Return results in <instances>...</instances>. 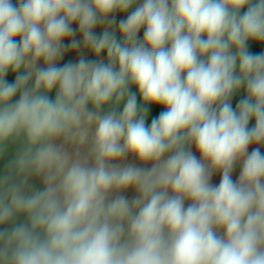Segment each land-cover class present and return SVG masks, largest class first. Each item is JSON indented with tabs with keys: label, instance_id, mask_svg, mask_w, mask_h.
I'll return each instance as SVG.
<instances>
[{
	"label": "clouds",
	"instance_id": "9594fccd",
	"mask_svg": "<svg viewBox=\"0 0 264 264\" xmlns=\"http://www.w3.org/2000/svg\"><path fill=\"white\" fill-rule=\"evenodd\" d=\"M250 42L264 0H0V264H264Z\"/></svg>",
	"mask_w": 264,
	"mask_h": 264
},
{
	"label": "crops",
	"instance_id": "0c3cea01",
	"mask_svg": "<svg viewBox=\"0 0 264 264\" xmlns=\"http://www.w3.org/2000/svg\"><path fill=\"white\" fill-rule=\"evenodd\" d=\"M140 2H142V0H137V3H140ZM115 18H116L117 25H118V23H119V21H120L121 19H126V15H125V14H121V13H116V14H115ZM74 27H76V26L74 25ZM142 31H143V30H141V32H142ZM96 32H97V34H100L101 29H100V28H97V29H96ZM117 36H120V35H119V32H117ZM77 38L79 39V35H77ZM140 38H142V36H141ZM68 42H69V41H67V40L65 41V43H68ZM249 51L252 52L253 54H258V53H260L261 51H264V48H261V47L255 45V44H252V43L250 42V44H249ZM69 53H70V55H71L72 62H76V61H78L81 55H83L86 59H90V58L92 57L91 54H89L87 51H83V50L76 51V52H69ZM60 63H61V62H60ZM133 90H135V89H133ZM244 95H245V92H244L243 89H241L240 92H238V93L235 95V97H236L237 99H240V98H242ZM52 96H53V98H54V93L52 94ZM232 103H233V107H235L237 101L233 99ZM162 110H163V109L160 108V107H156V106H152V107H150V114H149V120H148V123L150 124L151 119H152V118H156V117L159 115V112L162 111ZM254 123H255L254 120H253V121H250L249 127H250V128L253 127V126H254ZM262 146H263V145H262ZM262 146H260V147H262ZM254 147H256V145H251L250 148H249V151H251ZM194 151H195V150H194ZM197 155H198V153H197ZM125 162H126V163H138V162L135 161V159L132 158V157H128L127 160H126ZM239 171H240V165L238 164V165L236 166L235 171L233 172V179H234V180L238 178ZM219 179H220V174H214V176H213V178H212V183H213V184H218V183H219ZM35 184H36L37 187H42V184H41V182H39V181H35ZM124 195H125L127 198H129V199L131 200L132 198H134V196H135V192H134V190H131V189H130V190H128L127 192H125Z\"/></svg>",
	"mask_w": 264,
	"mask_h": 264
},
{
	"label": "trees",
	"instance_id": "16d2710c",
	"mask_svg": "<svg viewBox=\"0 0 264 264\" xmlns=\"http://www.w3.org/2000/svg\"><path fill=\"white\" fill-rule=\"evenodd\" d=\"M17 2H18V0H13L14 4L17 3ZM141 36H143V31L139 33V37H141ZM117 38L119 39L120 36H117ZM70 61L72 62V58H71L70 53L68 52V53L65 54L64 59L61 61V65L63 63H67V62H70ZM6 79H8L9 82H13L14 81V76L10 74L9 77H7ZM233 99L236 100L237 102L239 101V99H237L235 96L233 97ZM261 151H262V153H264V145L261 147Z\"/></svg>",
	"mask_w": 264,
	"mask_h": 264
},
{
	"label": "built area",
	"instance_id": "2783aa9c",
	"mask_svg": "<svg viewBox=\"0 0 264 264\" xmlns=\"http://www.w3.org/2000/svg\"><path fill=\"white\" fill-rule=\"evenodd\" d=\"M91 59H95V57H94V56H92V57L90 58V60H91Z\"/></svg>",
	"mask_w": 264,
	"mask_h": 264
}]
</instances>
